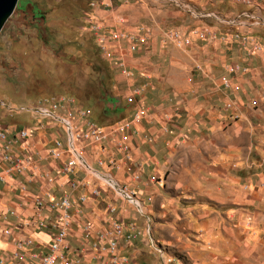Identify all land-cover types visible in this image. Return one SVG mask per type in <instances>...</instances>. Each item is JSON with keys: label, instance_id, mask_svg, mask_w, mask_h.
Listing matches in <instances>:
<instances>
[{"label": "crops", "instance_id": "1", "mask_svg": "<svg viewBox=\"0 0 264 264\" xmlns=\"http://www.w3.org/2000/svg\"><path fill=\"white\" fill-rule=\"evenodd\" d=\"M95 3L88 14L107 29L131 33L139 32L141 27L152 30L148 44L138 52L129 51L125 42L113 43V52L121 56L133 73L132 77L125 78L118 67L126 84L123 98L127 102L129 93L136 88L142 90L136 98L146 114L134 123L137 132L126 130L111 135L107 141L81 143L83 156L91 167L134 191L145 220L132 212L125 199L116 198L119 203L109 201L110 191L102 189L107 185L87 170L77 168L72 175L60 173L69 154L64 150L59 159L48 154L56 139L65 142L64 128L57 130V123H47L44 130L36 128L40 119L30 125L7 124L12 129L30 130L27 139L15 141L12 153L30 158L31 164L23 172L0 180V255L3 259L0 264H28L30 253L48 252L59 229L60 215L47 206L38 208L34 199L41 196L46 201L57 200L64 193H70L73 202L67 235L71 248L68 257L72 262L68 264H97L91 246L94 232L89 234L84 228L86 225L92 230L107 228L115 220L136 225L135 237L131 240L123 237L119 241V253L127 259L126 264H264V71H260V65H254L258 58L264 59V47L260 45L259 51L251 53L249 45L244 47L234 38L244 51L246 62L218 57L203 67L207 72L203 64L199 65L201 79H194L192 73L188 79H182L170 69L165 79H158L145 66L146 55L153 51L156 40L173 43L190 55L198 42L221 44L225 36L220 29L209 25L199 27L193 32L195 41L193 33L175 31L183 39L182 46H178L167 36L170 32L159 26H135L139 15H131L123 0ZM250 8L259 11L264 3ZM205 16L217 19L223 26L229 24V19L215 13ZM206 28L213 29L216 37H201L200 32ZM115 59H118L116 55ZM207 59L204 58L206 62ZM129 63L139 66L136 68L139 73ZM187 64L181 61L179 70ZM235 65L239 68L230 71ZM222 77L228 79L229 86L224 85ZM159 94L165 101L156 105L154 95ZM126 102L119 105L120 100L109 97L107 108L119 107L120 113H126L120 120L130 119L136 106ZM124 104H128L126 109ZM98 125L105 129L111 126ZM114 139L126 142L131 148L133 161L127 166L110 165L111 160L119 162L122 157ZM6 165L3 162L0 169ZM131 167L138 169L139 180L132 179L128 170ZM73 180L79 183L74 189L70 185ZM94 187H100L98 197L90 196ZM82 195L89 196L86 202H80ZM110 205L116 207L114 213L108 210ZM6 229L10 234L4 233ZM23 240L31 243L21 251L23 257H14L17 241ZM102 262L108 264L106 260Z\"/></svg>", "mask_w": 264, "mask_h": 264}, {"label": "rangeland", "instance_id": "2", "mask_svg": "<svg viewBox=\"0 0 264 264\" xmlns=\"http://www.w3.org/2000/svg\"><path fill=\"white\" fill-rule=\"evenodd\" d=\"M28 1L33 5L27 4ZM93 1L98 0L19 1L18 7L0 33V123L13 126L37 122L40 119L39 116L28 112L11 114L2 104L7 103L9 106L20 108L50 95H69L75 100L77 109L88 108L90 115L97 106L99 110L104 111L108 104V102L105 103L104 98L98 100V104L94 106L90 105L85 98L87 89L96 93L97 83L101 81L99 61L107 62L113 74L110 89H106V94L110 98L120 100L122 104L119 105L126 102L123 98V89L126 87L123 80L125 76L122 77L119 73L116 66L118 61L110 63L105 60L96 47L98 46L97 38L85 22L86 16L92 10ZM123 1L129 6L128 11L131 15H139L138 22L134 23L135 26L153 24L165 31L192 34L197 28L209 25L220 29L225 36L221 44L198 42V46L191 49L190 55L173 43H162L159 39L156 40L155 48L146 55L145 66L158 75V79H165L168 69L182 79H188L191 73L194 79H201L198 66L203 64V68L208 62L214 63L215 58L218 57L221 60L231 58L246 62L244 51L239 48L238 42L234 39L235 32L253 37L259 45L264 47V8L256 11L247 4L232 0L202 3L196 0L189 3L182 1L179 3L175 0ZM37 7L42 13L35 16L34 9ZM245 12L250 14L253 12L260 18L245 17L242 15ZM202 13L203 16H201ZM207 13H215L223 19H229L228 22L235 23L228 24L227 27L223 26L217 19L206 17ZM195 38L193 33V41ZM224 45L227 46L226 49L222 47ZM204 58H208V61L206 62ZM181 61L188 63L183 70L178 68ZM129 64L134 66L132 69L137 74L139 66L134 63ZM254 65H260V71H264V59L258 58ZM204 71L207 72L205 69ZM164 101L165 98L161 94L154 95V104ZM124 105L126 109L128 104ZM128 110L130 108H127ZM125 114L119 112L112 117H104L105 122L121 119ZM242 117L241 115L237 118V121ZM174 121L178 122L176 119ZM57 124L56 129L63 131L62 125ZM102 189L110 191L109 201L115 203L123 201L124 198L117 197L113 189L106 186ZM116 198L119 199L118 202L115 201ZM125 201L132 212L144 221V212L138 211L136 206L127 199Z\"/></svg>", "mask_w": 264, "mask_h": 264}, {"label": "built area", "instance_id": "3", "mask_svg": "<svg viewBox=\"0 0 264 264\" xmlns=\"http://www.w3.org/2000/svg\"><path fill=\"white\" fill-rule=\"evenodd\" d=\"M234 2L247 4L252 7H260L264 0H232ZM93 1L91 6H95ZM243 16L249 18H255L250 13H242ZM85 22L88 24L90 30L97 38L98 49L101 55L105 57V60L113 62L118 61L117 65L121 69V74L127 78L132 77L133 73L127 68L124 60L120 55L115 54L113 51V43L125 42L129 51L138 52L140 49L148 44L152 30L149 27H141L137 33H131L123 29H107V27L100 21H97L88 14L85 18ZM234 21H229V24H234ZM178 46H182L183 39L178 32H170L167 35ZM200 36L204 38H215L216 32L211 28H206L200 32ZM234 38L240 42L244 47L249 45V52H257L261 49L260 45L255 42L250 36L241 35L239 32H235ZM185 42V41H184ZM188 43V42H185ZM115 55L118 59H115ZM200 68V66H198ZM239 66H231L230 71L238 69ZM223 83L229 86V81L226 77H222ZM142 90L140 88L134 89L126 97V100L130 104L136 106V112L130 119L118 120L111 124L108 129L99 126L98 123L90 119V111L86 108H79L75 103V100L69 95H50L45 96L30 105L21 106L15 108L9 106L7 103H3L2 106L8 113H32L40 117V122L37 123L36 128L40 130L46 129L47 123H60L64 128L65 142L61 139H56L54 146L48 150L50 157L59 159L64 150L69 154V158L66 162H63L60 168V173L64 175H72L77 168L85 169L91 173L96 179L103 181L107 187L113 189L115 193L119 194L124 199L133 203L138 211L143 213L141 202L136 197L134 191H132L127 185H121L111 175L103 174L91 167L85 160L82 152L81 143L83 141H91L93 143H100L107 141L113 134L124 133L126 130H132L133 133L137 132L134 128V123L139 121L145 114L146 110L142 106L141 102L136 98L140 95ZM78 117V118H76ZM15 132V133H14ZM30 136V130L28 128L12 129L7 124L0 123V168L3 162L7 165L0 169V180H6L7 177L13 176L15 173L23 172L30 166V158H21L12 153L13 144L16 140H24ZM145 138H149V135H144ZM116 149L121 153L122 157L119 162L114 160L110 161V165H114L117 168L127 166L133 161V155L130 146L121 140H113ZM133 180H139L140 173L138 169L133 167L128 168ZM72 189L76 188L79 183L75 180L70 183ZM100 195V187H94L91 191L93 197ZM89 196H80V202H86ZM34 203L38 208L49 207L50 209L57 210L60 215V221L58 223V231L53 235L52 241L49 245V250L45 254H39L36 252L30 253V261L28 264H68L72 261L68 257L70 252V245L67 242V235L72 220L71 209L73 202L71 200L70 193L62 194L57 200L46 201L41 196H37L34 199ZM108 210L112 213L116 211V207L110 205ZM39 225L44 226V222H39ZM128 227V228H127ZM85 231L90 234L94 232V241L91 246L95 252V259L97 264H103L102 261H107L108 264H126L128 261L125 257L119 253V241L125 237L127 240H131L135 237L136 225L131 223L127 225L123 221L115 220L110 227L100 228L92 230L90 225L85 226ZM128 229V231H127ZM6 235L10 234V230L4 231ZM30 240L17 241V250L13 253L14 257L21 258V253L24 248L30 244ZM152 246L156 248V245L152 241ZM0 262L3 259L0 255Z\"/></svg>", "mask_w": 264, "mask_h": 264}, {"label": "trees", "instance_id": "4", "mask_svg": "<svg viewBox=\"0 0 264 264\" xmlns=\"http://www.w3.org/2000/svg\"><path fill=\"white\" fill-rule=\"evenodd\" d=\"M26 1L27 0H25V2ZM27 4L33 5L29 1L27 2ZM41 13L42 12H41L40 8L37 7L36 9H34L35 16L37 14H41ZM92 47L95 49L94 45H92ZM96 47H97V45H96ZM98 65L100 66L99 70H100L101 74H100L99 79H101V81L99 83H97L96 93L90 92L88 89L85 92V98L87 99L86 101L89 102L90 105H93V106L97 103L98 100H102L101 98H104L105 103L109 101L110 96L106 94V91H107L106 89H110L111 79H113V74H112L111 68L107 62L99 61ZM118 109H119V107L112 106L110 108L105 107L104 111H103V110H99V107L97 106L96 109L93 110V112L91 113V119H92V121L99 123L101 125L113 124L120 119L110 121V122H105L104 117H112L113 115H117V113H119Z\"/></svg>", "mask_w": 264, "mask_h": 264}, {"label": "water", "instance_id": "5", "mask_svg": "<svg viewBox=\"0 0 264 264\" xmlns=\"http://www.w3.org/2000/svg\"><path fill=\"white\" fill-rule=\"evenodd\" d=\"M19 1L20 0H0V33L5 23L18 7Z\"/></svg>", "mask_w": 264, "mask_h": 264}]
</instances>
